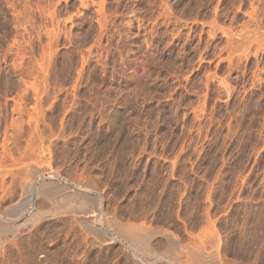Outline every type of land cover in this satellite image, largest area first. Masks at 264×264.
Masks as SVG:
<instances>
[{"label": "rangeland", "instance_id": "374dc122", "mask_svg": "<svg viewBox=\"0 0 264 264\" xmlns=\"http://www.w3.org/2000/svg\"><path fill=\"white\" fill-rule=\"evenodd\" d=\"M0 24L2 223L31 206L49 208L51 201L46 197L40 195L32 200V193L42 183L51 181L49 176L54 177L53 181L79 180L93 185L102 199V212L105 210L108 216L137 202L144 207L143 200L146 202L152 193L140 189L147 186L152 169H158L152 179H159L158 185L166 188L159 185L157 189L162 188V192L153 191L157 199L152 212L157 209L159 219L154 213L146 217L145 208L137 204L134 208L138 211H133L139 214L140 208L145 210L140 209L139 214L142 217L144 212L146 217L140 219L144 227L177 235L174 238L181 249L190 247L216 256L215 250L228 242L232 226L240 228L239 233L235 229L237 234L246 233L249 224L245 222L251 213L257 212L259 199L263 207L258 211L264 214V0H0ZM132 88H136L138 95L131 93ZM87 112L92 113H88V118ZM121 117L132 125L127 123L125 127L124 120L119 123ZM113 127L116 131H112ZM110 129L122 138L116 137L113 147L99 152L103 150L99 140L113 135ZM88 136L96 142H90L94 139ZM121 149L125 154H120ZM124 155L130 156L132 163H127ZM107 158L117 166H111ZM122 160H127L123 162L125 172L121 169ZM105 161L109 162L108 167L103 165ZM128 172H139L137 179L142 175L143 181L138 179V183L132 184L135 189L128 185V190L124 185L117 193L122 189L124 192L117 194L114 182H121L123 176L130 177ZM104 177L108 183L106 178L103 181ZM116 178L120 180L115 181ZM62 183L58 186L63 190ZM136 184L142 187L137 189ZM167 188L179 189L166 192L180 194L173 206L179 208L175 210L171 205V211L176 212L169 210L168 214L180 213L177 216L181 218L170 215L174 219L168 217L169 225L160 219L168 207L171 209L164 199ZM133 189L148 197L134 195L137 191ZM72 192L65 189L61 194ZM58 217L47 218L51 221L48 223L60 225L55 226L56 234L63 230L68 237L60 232L63 235L54 236L57 240L52 237L51 242L45 239L48 243L41 239L30 242L33 247L36 245L32 259L29 258L31 264H94L98 258L103 264L110 260L108 264H124L123 258L134 259L118 245H102L90 250L91 254L84 252L98 238L86 234L80 224L73 223L75 219ZM45 219L36 225L48 224L43 222ZM155 224L165 226L160 229ZM213 230L220 241L216 242V235L213 238ZM26 234L22 230L19 238L6 243L2 249L5 255H11V243H21L20 237L23 239ZM155 235L150 238V246H160L158 251L162 252L165 246L158 242L161 236ZM110 253H114V258ZM223 253L218 256L220 260L216 258L225 264ZM6 258L9 263L12 257ZM103 258L108 260L104 262ZM181 259L182 256L183 262Z\"/></svg>", "mask_w": 264, "mask_h": 264}, {"label": "bare ground", "instance_id": "6f19581e", "mask_svg": "<svg viewBox=\"0 0 264 264\" xmlns=\"http://www.w3.org/2000/svg\"><path fill=\"white\" fill-rule=\"evenodd\" d=\"M1 25V24H0ZM78 75V74H77ZM141 81V80H140ZM139 81V82H140ZM139 82H138V84H139ZM142 82V81H141ZM137 84V85H138ZM139 86V85H138ZM135 87H137V86H135ZM133 89V88H132ZM136 89V88H135ZM135 89H133V91H131V89H130V91H131V93L132 92H134L135 91ZM139 90V89H138ZM135 92H137V90L135 91ZM135 92H134V94H135ZM133 94V93H132ZM137 95H138V92H137ZM129 106V105H128ZM86 108V107H85ZM85 108L83 109V111L85 110ZM118 108V107H117ZM119 108H121V107H119ZM118 108V109H119ZM125 108H126V106H125ZM122 109H123V107H122ZM121 109V110H122ZM128 108H126V110H127ZM131 109V108H130ZM89 110V109H88ZM123 110H125V109H123ZM133 110V109H132ZM136 110V109H135ZM82 111V112H83ZM130 111V110H129ZM116 112H118V111H116ZM128 112V111H127ZM133 112V111H132ZM132 112H129V114L130 113H132ZM86 114V111L85 112H83V114ZM88 113H91V112H87V114ZM114 114H115V111L113 112ZM119 113V112H118ZM122 113H123V111H122ZM122 113H120V114H122ZM165 113V112H164ZM92 114V113H91ZM90 114V115H91ZM117 114V113H116ZM115 114V116H118V115H116ZM124 114V113H123ZM122 114V115H123ZM134 114V113H133ZM89 114H88V116H86V118H88L89 116H90ZM165 115V114H164ZM84 117H85V115H83ZM112 116V115H111ZM115 116H112V117H115ZM121 116V115H120ZM132 116V115H131ZM135 116H136V114H135ZM172 116V115H171ZM80 117H82V116H80ZM94 117V116H93ZM130 117V116H129ZM134 117V116H133ZM132 117V118H133ZM150 117V116H149ZM176 117V116H175ZM95 118V117H94ZM107 118V117H106ZM106 118H105V120H106ZM132 118H130V120L132 119ZM135 118V117H134ZM75 119V118H74ZM83 119V118H82ZM91 118H89L88 120H90ZM101 119H104L103 117L101 118ZM112 119V118H111ZM115 119V118H114ZM118 119H119V117H118ZM118 119H117V121H118ZM125 119H127V118H125ZM77 120V119H76ZM108 120H110V119H108ZM122 120V117L120 118V120H119V123H120V121ZM124 120V119H123ZM123 120H122V122H123ZM129 120V119H128ZM129 120V121H130ZM169 120V119H168ZM176 120V119H175ZM82 121V120H81ZM101 121V120H100ZM116 121V122H117ZM127 121V120H126ZM171 121V120H170ZM173 121V120H172ZM74 122H78V121H74ZM102 122H105L104 120L102 121ZM107 122H109V124H110V122L111 121H107ZM112 122H114L113 121V119H112ZM115 122V123H116ZM134 122H135V119H134V121H133V124H134ZM80 123V118H79V122H78V124ZM118 123V122H117ZM126 122H125V120H124V125H125V127H126V125H127V123H131L130 125H132V122H128L127 121V123L125 124ZM175 123V122H174ZM114 124V123H113ZM122 124V125H123ZM104 125V124H103ZM105 125H107L106 123H105ZM117 125V124H116ZM124 125L123 126H121L122 128H124L125 129V127H124ZM129 125V124H128ZM110 126V125H109ZM111 126H112V124H111ZM114 126V125H113ZM91 127V126H90ZM117 127H119V126H117ZM128 128L129 127H131V126H127ZM92 128V127H91ZM106 128V127H105ZM94 129V128H93ZM117 129V128H116ZM120 129V128H119ZM123 129V130H124ZM89 130V129H88ZM91 130V129H90ZM89 130V132H91ZM111 130L112 129H110V132H111ZM115 130V127H113V130L112 131H114ZM129 130H131L130 128H129ZM127 131L126 130V132H129L130 133V131ZM97 131V130H96ZM116 131V130H115ZM118 131V130H117ZM93 132V131H92ZM95 132V131H94ZM93 132V133H94ZM97 132H99V131H97ZM107 132V131H106ZM108 132H109V130H108ZM107 132V133H108ZM125 132V131H124ZM133 132H135V131H133ZM104 133V132H103ZM112 133V132H111ZM101 134V133H100ZM109 134V133H108ZM113 135L110 137L109 135V137L108 138H103V139H100L99 141H100V143L102 144V149L103 150H99V152H101V151H106V150H108L109 149V147L111 146V147H113L114 145H113V143H114V140H115V138L117 137L118 139L121 137L120 135H119V132H116V134H114V133H112ZM121 134H123L122 132H121ZM91 136H92V134H90ZM89 135V136H90ZM106 135V134H105ZM128 135H130V134H128ZM88 136V137H89ZM94 136V135H93ZM100 136V135H99ZM125 136V135H124ZM134 136H135V134H134ZM132 137V138H134V139H136L135 137ZM95 137V136H94ZM97 137V136H96ZM96 137H95V139H96ZM101 137V136H100ZM99 137V138H100ZM102 137H103V135H102ZM89 138H91V140L92 139H94V138H92V137H89ZM122 138V137H121ZM95 139L93 140V141H90V142H94L95 141ZM98 139V138H97ZM117 139V140H118ZM129 140H130V138H129ZM133 140V139H132ZM98 141V140H97ZM134 141V140H133ZM96 142V141H95ZM117 142H119V140L117 141ZM116 142V143H117ZM128 142V141H127ZM135 142V141H134ZM133 142V143H134ZM89 143V142H88ZM90 144L91 143H89V144H87V145H89L90 146ZM92 144H94V143H92ZM118 144V143H117ZM126 144H128V143H126ZM125 144V145H126ZM95 145V144H94ZM121 146L123 145V144H120ZM121 146H118L117 148H118V150L121 148ZM128 146H129V144H128ZM131 146V145H130ZM91 147V146H90ZM120 147V148H119ZM126 147V146H125ZM132 147V146H131ZM87 148H89V147H86V149ZM93 148V147H92ZM91 148V149H92ZM108 148V149H107ZM116 148V149H117ZM124 148V147H123ZM122 148V149H123ZM136 148V147H135ZM145 148V147H144ZM122 149L119 151L120 152V154L122 153L123 154V152H121L122 151ZM125 149H127V147L125 148ZM124 149V150H125ZM128 149H130V148H128ZM132 149V148H131ZM129 150V151H132V150ZM111 150V149H110ZM109 150V151H110ZM135 150V149H134ZM86 151V150H85ZM94 151V150H93ZM96 151V150H95ZM115 152H117V150H114ZM113 151V152H114ZM125 151H127V150H125ZM77 152V151H76ZM88 152H89V150H88ZM104 152H102V153H104ZM96 153V152H95ZM98 153V152H97ZM96 153V154H97ZM110 153V152H109ZM126 153H128V151L126 152ZM95 154V155H96ZM111 154H112V152H111ZM119 154V153H118ZM124 154H125V152H124ZM101 155H103V154H101ZM113 155V157H115L114 156V154H112ZM115 155H116V153H115ZM126 155H128V154H126ZM126 155H124L125 157H126ZM130 155V154H129ZM91 156H93V154H91ZM104 156H107V154L106 155H104ZM103 156V157H104ZM109 157H110V155H108ZM123 156V155H122ZM131 156V158H132V161L134 160L133 159V155H130ZM130 156L128 157H126V158H128V161L127 160H125V161H127V163L129 162V164H130V162H131V160L129 161V159H130ZM88 157L90 158V156H86V158L88 159ZM117 157V156H116ZM119 157V156H118ZM125 157L123 158V159H125ZM110 158H112V156L110 157ZM109 158V159H110ZM91 159H92V157H91ZM108 159V158H107ZM108 159V160H109ZM116 159V158H115ZM89 160V159H88ZM111 160V159H110ZM110 160H109V162H110ZM117 160V159H116ZM115 160V161H116ZM89 161H91V160H89ZM88 161V162H89ZM95 161V160H94ZM97 161V160H96ZM124 160H122L121 162H122V166L124 165L123 164V162H125ZM91 162H93V161H91ZM100 161H99V159H98V163H99ZM106 162V161H105ZM104 162V164L103 165H106V164H108L107 162L105 163ZM113 162V160H111V162L109 163L111 166L113 165V166H115L114 164H115V162H113L114 164H111ZM118 162H120V159L117 161V163ZM97 163V165H102V164H98ZM126 163V162H125ZM132 163V162H131ZM135 163V162H134ZM91 164V163H90ZM94 164V163H93ZM92 164V165H93ZM119 164V163H118ZM102 165V166H103ZM120 165V164H119ZM119 165H118V167H119ZM135 165V164H134ZM87 166L89 167V166H91V165H88L87 164ZM107 167L109 166V165H106ZM105 166V167H106ZM117 166V165H116ZM115 166V167H116ZM121 166V167H122ZM131 166V165H130ZM96 167V166H95ZM100 167V166H99ZM98 167V168H99ZM104 167V166H103ZM121 167H119V168H121ZM124 167L125 166H123L121 169L123 170V172H125V169H124ZM144 167V166H143ZM86 168V167H85ZM94 168V167H93ZM111 168H113V167H111ZM110 168V169H111ZM119 168H117V169H119ZM126 168V167H125ZM128 168H131V167H128ZM132 168H136V166L135 167H132ZM88 169V168H87ZM89 169H90V167H89ZM109 169V168H108ZM109 169V170H110ZM114 170H116V168H113ZM113 169H111V170H113ZM138 169V168H137ZM164 169V168H163ZM95 170V169H94ZM94 170H92L93 172H94ZM96 170H97V168H96ZM95 170V171H96ZM99 171H100V168L98 169ZM102 170V169H101ZM105 170V169H104ZM103 170V171H104ZM132 170V169H131ZM153 171L152 172H150L151 174H152V176H150V180L148 179L149 178V175H151L149 172H148V178L146 177L144 180L146 181L147 179H148V181H146V182H148V183H150L149 185H148V183H146L147 184V186H141L140 184L138 185V184H136V185H138L137 186V189H138V187H142L141 189H140V191H142V189H143V191L145 190V191H148V193H152L151 195L152 196H150L149 198H147V197H145V195H143L145 192H143V194H142V196H144L145 198H147V200L149 199V201H148V204L146 205V202H147V200H146V202H145V200H143V204L145 205L144 207L142 206V204H137V206L139 205L141 208H145V210H143V209H141V210H143V211H145V213L147 214V215H145L146 217H151V213L153 214H155V217L157 218V214H156V212H159L156 208H154V209H156L154 212H152L153 210H152V206H153V204H154V200L155 199H157V197H155L154 195H153V191L155 190L156 192H157V190H159V188L157 189V187H159V185L161 184L160 183V181L158 182V183H160L159 185H158V183H157V181L159 180V179H157V181L156 180H154V179H152V177H154L153 176V173H154V175H157V174H155L156 172H154V171H158V169L157 170H154V169H152ZM86 171V170H85ZM102 171V172H103ZM106 171V170H105ZM119 171V170H118ZM127 171V170H126ZM130 171V170H129ZM134 171H136V170H134ZM145 171V170H144ZM159 171H160V169H159ZM88 172V171H87ZM97 173H99L98 171H96ZM107 172V171H106ZM120 172V171H119ZM118 172V173H119ZM131 172V171H130ZM133 172V171H132ZM140 172V171H139ZM139 172H135L136 173V175L137 174H139ZM142 173H143V171H141ZM147 172V171H146ZM96 173V174H97ZM101 173V172H100ZM108 173H111V172H108ZM118 173H117V175L116 176H118ZM120 173H122V171L120 172ZM129 173V172H128ZM91 174V173H90ZM93 174H95V173H93ZM95 174V175H96ZM102 174V173H101ZM111 174H113V173H111ZM130 174V173H129ZM128 174V175H129ZM33 175V174H32ZM108 175V174H107ZM106 175V176H107ZM114 175V174H113ZM124 175H127V174H124ZM131 175V174H130ZM135 174H132L130 177H127L126 176V178L123 176L122 178L120 177V179H121V182H114L115 183V186L113 185V184H111V185H113V187H115V192L117 193L118 191L117 190H121V188H122V186H124V187H126L127 186V188H128V185H131V187H133L132 186V184L134 185L135 184V182H137L138 183V179H140L141 177H142V175H141V177L140 178H138L137 179V176H136ZM143 175H145L144 173H143ZM146 175H147V173H146ZM158 175H161V174H159V172H158ZM35 176V175H34ZM54 176V175H53ZM100 176H102V175H100ZM104 176V175H103ZM111 176V175H110ZM115 176V177H116ZM51 176H49V181L50 182H48V183H42L41 184V182H40V184H41V186H40V188H39V190L37 191L36 190V192H34V193H32L33 194V197H32V200H36L37 198H38V196H43V197H46V198H48L50 201H51V204H50V207L49 208H47V209H36V208H34L33 206H31V207H29L30 209L29 210H27L26 212H24L23 214H21V215H17V216H15V215H12V216H14V218H12V216H8L9 218H11L10 220H7V223H2V221H4L3 220V216H2V214L3 213H0L1 215H0V264H31V260L29 259L30 257H31V259H32V254H33V252H34V248L36 247V245L34 244V247H33V245H31V243H32V241H34L35 239H41V241L43 240V242H44V240L46 239H53L52 237H54V236H56L57 234H62V233H60V232H63V234L64 235H66V237H68V234H67V232H66V234L64 233V231L62 230H60V232L59 233H57L56 234V227L55 226H57L55 223H54V225L53 224H49L48 222H51V221H48V219L47 218H50V217H57V216H67V217H71V218H73V219H71V220H74L75 219V222L73 221V223L74 224H76V223H78V224H80L79 226H81V229L83 228V230H85V232H86V234H90V235H95V237H97L98 238V241H95V242H93L92 244H91V242L89 243L90 245L85 249V251L84 252H89L88 254H91L90 253V250H93V249H96V248H100V246H102V245H112V246H116V245H118L123 251L122 252H128L129 254H131V256H133V258L134 259H132V258H129V255H128V258L129 259H126V260H124V258H123V262L124 261H126L124 264H222V263H224V261L222 262V260H221V263H220V258L218 257V256H220L221 255V253H223L224 254V257L223 258H225V264H238L237 262H240V263H243V262H246L245 260H247V264H251L252 263V261L254 260H256V261H258L257 263H259V264H264V214L263 213H259L260 211H258L259 209H260V206L263 204L262 203V199H259V200H261L260 201V204H259V206L257 205V208H258V210H257V208L255 209V211L257 210V212L256 213H251L252 215H250L249 217H248V219H247V221H246V219L245 220H243V222L244 221H246L245 223H247V224H249L248 226H246V228H247V230H246V233H245V231H244V235L242 234V235H240V234H237V232L235 231V227L233 228V226H232V231L230 230V229H228L227 228V230L231 233V235H230V238H228L229 240H227L228 242H226L225 244H223V246H222V248H220L219 249V247L215 250L216 251V256L219 258V260H218V258H216V256H214L213 255V257H211L209 254H204V252L202 253V251H198L197 249H192V248H186V249H181V245H179L178 244V242L179 241H176L175 240V238L174 237H176V236H169V235H165V232H170V231H166L165 230V232L164 231H162V233L164 232V234H162V233H159V232H156L157 230H153V232H151L152 230L151 229H149V227L148 228H146V227H144L143 226V223H142V220H140L143 216H144V212H143V214H142V217H140L139 216V214L141 213V210L139 209V211H140V213L138 214L137 212L135 213L134 211H138V208L135 210V208H136V204L134 203H132L133 205H126V207L124 208V209H120L119 211H116V213L115 214H112L113 216H108L107 215V213H105L104 214V211L105 210H103V212H102V207H103V205H102V199H101V197H100V195H99V193L91 186V185H85V184H82L81 182L79 183L78 181L75 183V182H59V180L58 181H53L52 179L54 178H50ZM181 177V176H180ZM55 178H56V176H55ZM80 178V177H79ZM105 178L106 177H104V179H103V181H105ZM107 178H108V176H107ZM107 178H106V182H107ZM110 178V177H109ZM109 178H108V180H109ZM112 178V177H111ZM155 178H157V177H155ZM158 178H162V177H158ZM113 179V178H112ZM119 178H116V180L115 181H117ZM119 179V180H120ZM80 180H82V179H80ZM165 180V179H164ZM92 181V180H91ZM102 181V182H103ZM111 181V180H110ZM113 181V180H112ZM140 181L142 182L143 181V178L142 179H140ZM37 183H39V182H37ZM59 183H62V184H64L65 186H63L64 187V189L62 190L58 185H61V184H59ZM88 183V182H87ZM86 183V184H87ZM108 183V182H107ZM144 183V182H143ZM164 182L162 181V184H163ZM166 183V182H165ZM170 183V182H169ZM193 183V182H192ZM92 184V183H91ZM145 184V183H144ZM34 186V185H33ZM109 186V185H108ZM160 186H162V185H160ZM165 185H163L162 187H164ZM172 186H174V185H172ZM171 186V187H172ZM39 187V186H38ZM62 187V188H63ZM110 187V186H109ZM123 187V188H124ZM130 187V186H129ZM167 187H169V186H167ZM32 188V187H31ZM134 188V187H133ZM165 188V187H164ZM173 188V187H172ZM172 188H167V190H165V192L166 191H168V189L169 190H171ZM177 188V187H176ZM65 189L66 190H73L74 192H72V195H68L67 193H65V195H63V194H61V193H63V191H65ZM135 189V188H134ZM133 189V190H134ZM137 189L136 190H134V191H137ZM157 189V190H156ZM33 190V189H32ZM124 189H122V191H119L120 193L121 192H124L123 191ZM125 190H127L126 188H125ZM128 190H129V188H128ZM131 190V189H130ZM161 190H163L162 188L159 190L160 192H162ZM173 190V189H172ZM175 190V189H174ZM173 190V191H174ZM177 190V189H176ZM175 190V191H176ZM179 190V189H178ZM177 190V191H178ZM75 191H76V193H75ZM111 191V190H110ZM154 191V193H156ZM113 192V191H112ZM128 192H130V191H128ZM128 192H126V193H128ZM139 191H137L134 195H136L137 193H138ZM164 192V191H163ZM120 193H117V194H120ZM140 193H138L137 194V196L138 195H140ZM157 193H159V192H157ZM177 193V192H176ZM180 193V192H179ZM70 194V193H69ZM149 194V195H150ZM124 195H125V193H124ZM124 195H123V197H124ZM129 195H131L130 193H129ZM128 195V196H129ZM134 195L132 196L134 199L136 198V196L134 197ZM156 195V194H155ZM160 195V194H159ZM162 195V194H161ZM177 195H179V197H180V194H175V192L174 193H172V191L170 192L169 191V193L168 192H166V194H165V196H166V198H164V199H166L167 201H165V202H167V203H169L167 206H170V208H171V205H172V207L174 206V205H176V200L177 201H179V199H176L178 196ZM115 196V195H114ZM162 196H164V195H162ZM203 196V195H202ZM42 197V198H43ZM116 197V196H115ZM144 197H142V199L144 198ZM263 197V196H262ZM130 198V197H129ZM132 198V199H133ZM137 198H139V199H141V197H137ZM144 198V199H145ZM158 198H159V196H158ZM160 198H162V197H160ZM159 198V199H160ZM30 199V198H29ZM114 199V198H113ZM115 199H118V198H115ZM119 199H121V197L119 198ZM138 199V201L139 202H141V200H139ZM158 199V200H159ZM163 199V198H162ZM161 199V200H162ZM264 199V198H263ZM126 200H128V199H126ZM129 201V200H128ZM130 201H131V199H130ZM116 202H117V200H116ZM133 202H136V199H135V201L133 200ZM145 202V203H144ZM158 203H159V201H157ZM162 202V201H161ZM161 202H160V204L159 205H161ZM142 203V202H141ZM179 203V202H178ZM178 203H177V205H178ZM258 203H259V201H258ZM262 203V204H261ZM29 204H30V201H29ZM31 204H33V203H31ZM125 204H128V203H125ZM129 204H130V202H129ZM162 204H163V202H162ZM190 204V203H189ZM155 205V204H154ZM158 205V204H157ZM164 205V204H163ZM162 205V206H163ZM166 205V204H165ZM138 206V207H139ZM156 206V205H155ZM179 206V205H178ZM177 206V208H179ZM135 207V208H134ZM165 207V206H164ZM261 207H263V206H261ZM176 208V209H177ZM188 208V207H187ZM190 208V207H189ZM162 208H160V210H161ZM173 209H175L174 207H173ZM172 208L171 209H169V207L167 208V212H165V213H163V212H160V213H163V215H160L159 213V215L161 216V218L160 219H162L161 221L163 222L164 221V223L165 224H170L171 223V220H170V218L171 219H174V218H172L173 216H177V214H173V216L172 217H170V215L168 214V211L170 210H173ZM175 209V210H176ZM263 208H261V210H262ZM115 210V209H114ZM134 210V211H133ZM164 210V209H163ZM162 210V211H163ZM179 210V209H178ZM177 210V212H179ZM188 210V209H187ZM165 211V210H164ZM183 211H184V209H183ZM190 211V210H189ZM189 211H187V212H189ZM254 211V212H255ZM7 212H9V211H7ZM13 212V211H12ZM17 212V211H16ZM109 212V211H108ZM173 211H171L170 213H172ZM174 212H176V211H174ZM173 212V213H174ZM262 212V211H261ZM263 212H264V209H263ZM135 213L136 215H138V217L137 216H134L133 214ZM6 213H4V215H5ZM184 214V213H183ZM188 214V213H187ZM186 214V215H187ZM191 214V213H190ZM8 215V214H7ZM178 215H180V213L178 214ZM144 216V217H145ZM245 216V215H244ZM4 217H6V216H4ZM60 217H58V218H60ZM143 217V218H144ZM145 217V218H146ZM149 217V218H150ZM168 217H170L169 218V220H170V222H169V220H168ZM235 217H237V216H235ZM239 217V216H238ZM44 218H46L45 220L46 221H43V222H45V224L46 223H48V224H46V225H36L38 222H40L42 219H44ZM152 218H154L153 217V215H152ZM176 218V217H175ZM177 218L178 219H180L181 217H178L177 216ZM176 218V219H177ZM5 219V218H4ZM70 219V218H69ZM157 219H159V218H157ZM156 219V220H157ZM244 219V218H243ZM141 221V222H139V223H137L136 221ZM147 220V219H146ZM153 220V219H152ZM156 220H155V222H156ZM186 220V219H185ZM234 220V219H233ZM154 221V220H153ZM158 221V220H157ZM160 221V222H161ZM180 221H182V220H180ZM236 222H237V220H235ZM234 221V222H235ZM53 222H55V221H53ZM70 222V221H69ZM149 222V221H148ZM161 222V223H162ZM235 222V224H237ZM243 222H241V223H243ZM59 223V222H58ZM137 223V224H136ZM157 223V222H156ZM158 223H159V221H158ZM240 223V224H241ZM244 223V224H245ZM63 224V223H62ZM140 224V225H139ZM145 224V223H144ZM163 224V223H162ZM231 224V223H230ZM36 225V227L32 230V228L34 227ZM68 225V224H67ZM156 225V227H158L159 225H160V223H159V225L158 224H155ZM158 225V226H157ZM173 225V224H172ZM225 226H226V224H224ZM38 226V227H37ZM59 226L60 225H58L57 226V228H59ZM145 226H146V224H145ZM163 226H165V225H163ZM163 226H161V228L163 227ZM236 226V225H235ZM239 226V225H238ZM169 227V226H168ZM214 226H213V224H211V228L212 229H214L213 228ZM227 227V226H226ZM244 227V226H243ZM61 228V227H60ZM154 228V227H153ZM159 228H160V226H159ZM160 228V229H161ZM223 228H225V227H223ZM234 229V230H233ZM238 229V228H237ZM236 229V230H237ZM240 229V228H239ZM239 229H238V233H239ZM244 229V228H243ZM242 229V227H241V230H243ZM22 230H25L26 232H27V234L26 235H24L23 236V239H25V240H27L26 241V243L24 242V240L23 239H21V237H20V239L19 240H21L20 242L21 243H19V242H14V243H11L12 244V248L13 249H11V250H9L10 251V253L13 251V253L10 255V254H6L8 257H12L11 259H10V262L8 263L7 262V256L5 255V253H4V251L2 250L3 248H5L4 247V245L7 243V242H11L12 240H14L16 237L17 238H19L18 237V235H19V232H22ZM73 230V229H72ZM151 230V231H150ZM241 230H240V232H241ZM245 230V229H244ZM58 231H59V229H58ZM160 231V230H159ZM224 231H226V230H224ZM161 232V231H160ZM214 232V233H213ZM213 238H214V236L216 235V239H217V241L216 242H218V241H220V239H219V237H218V234H216V232L213 230ZM236 232V233H235ZM161 236L159 239V243L161 244V243H163L162 244V246L164 245L165 246V248L164 247H162V249L164 248V251H162V252H159L158 250L160 249L159 247L160 246H158V247H154V245H153V247L154 248H152L151 246H150V243H149V241L150 240H152V239H150V238H152V237H154V235L156 234V235H158V234ZM166 233V234H167ZM187 233V232H186ZM190 233V232H189ZM210 233V232H209ZM208 233V234H209ZM224 233H226V232H224ZM62 234V235H63ZM73 234V233H72ZM71 234V235H72ZM226 234H228V233H226ZM155 235V236H156ZM211 235V238H212V234H210ZM60 237V236H59ZM62 237V236H61ZM66 237H64L65 239H66ZM210 237V236H209ZM57 238V237H56ZM63 238V237H62ZM63 238V239H64ZM226 238H227V236H226ZM60 239V238H59ZM62 239V240H63ZM200 239V238H199ZM46 240H45V243H48V242H51V241H53V240H48V242H46ZM54 240H57V239H55V237H54ZM156 240V239H155ZM212 240H214V239H212ZM225 240V239H224ZM35 241H37V240H35ZM200 241V240H199ZM202 241V240H201ZM23 242H24V244H23ZM31 242V243H30ZM40 242V241H39ZM58 242V241H57ZM154 242V241H153ZM157 242V241H156ZM157 242V243H158ZM20 245H19V244ZM36 243V242H35ZM40 243H42V242H40ZM190 243V242H189ZM27 244V245H26ZM212 244H213V241H212ZM10 245V244H9ZM8 245V246H9ZM27 247H26V246ZM38 245H39V243H38ZM57 245V244H56ZM85 245H87V244H85ZM26 248H25V247ZM156 246V245H155ZM181 246V247H180ZM68 247V246H67ZM118 247V248H119ZM159 248V249H158ZM57 250H60V249H57ZM72 250V249H71ZM113 250H114V248H113ZM118 250V249H117ZM5 252H7L6 250H5ZM61 252V251H60ZM65 252V251H64ZM113 252V251H112ZM115 252V251H114ZM8 253V252H7ZM66 253H68V251L66 252ZM65 253V254H66ZM56 254H59V253H56L55 252V255ZM69 254V253H68ZM95 254V253H94ZM102 254V253H101ZM111 254V253H110ZM114 254V253H113ZM113 254H111L110 256L112 257L113 256ZM116 254H117V252H116ZM124 254V253H123ZM10 255V256H9ZM87 255V254H86ZM108 254H106V256H107ZM126 255H127V253H126ZM85 256V255H84ZM90 256V255H89ZM109 256V257H110ZM115 256V255H114ZM121 256H122V254H121ZM125 256V255H124ZM181 256H182V258L184 259H181V260H183V262H180V258H181ZM92 257V256H91ZM90 257V258H91ZM109 257H107V258H109ZM110 257V258H111ZM126 257V256H125ZM89 258V259H90ZM106 258V257H105ZM112 258H114V257H112ZM111 258V259H112ZM227 258V259H226ZM88 259V260H89ZM104 259V258H103ZM116 259V258H115ZM118 259V258H117ZM121 259V258H120ZM249 259H251L252 261H249V263H248V260ZM85 260V259H84ZM86 260H87V258H86ZM87 260V261H88ZM93 260V259H92ZM95 260V259H94ZM108 260V259H107ZM107 260H105L104 259V262L105 261H107ZM113 260V259H112ZM9 261V260H8ZM111 261V260H110ZM110 261H108V263L110 262ZM115 261V260H114ZM253 261V262H254ZM261 261V262H260ZM67 262V261H66ZM80 262H81V260H80ZM83 262V261H82ZM86 262V261H85ZM90 262V261H89ZM92 262V261H91ZM99 262V258H98V261H97V263ZM112 262V261H111ZM53 263H55V262H53ZM57 263V262H56ZM59 263V262H58ZM84 263V262H83ZM87 263V262H86ZM97 263H95V261H94V264H97ZM102 264H103V261L101 262ZM100 262H99V264H101ZM108 263H106V264H108ZM245 263V264H246ZM33 264V263H32ZM60 264V263H59ZM63 264V263H62ZM67 264V263H66ZM82 264V263H81ZM91 264V263H90ZM105 264V263H104ZM113 264V263H112ZM117 264V263H116ZM120 264H123V263H120ZM253 264V263H252Z\"/></svg>", "mask_w": 264, "mask_h": 264}]
</instances>
